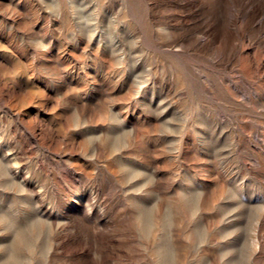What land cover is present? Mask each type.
I'll return each instance as SVG.
<instances>
[{"label":"rangeland","instance_id":"1","mask_svg":"<svg viewBox=\"0 0 264 264\" xmlns=\"http://www.w3.org/2000/svg\"><path fill=\"white\" fill-rule=\"evenodd\" d=\"M0 264H264V0H0Z\"/></svg>","mask_w":264,"mask_h":264}]
</instances>
